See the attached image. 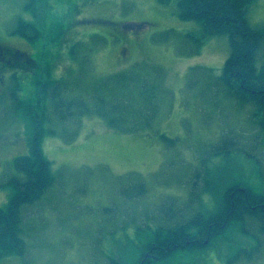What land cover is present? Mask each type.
<instances>
[{"label": "rangeland", "instance_id": "374dc122", "mask_svg": "<svg viewBox=\"0 0 264 264\" xmlns=\"http://www.w3.org/2000/svg\"><path fill=\"white\" fill-rule=\"evenodd\" d=\"M28 1L0 0V41L32 60L30 68L16 69V103L5 88L0 110V136L6 133L0 143V183L13 172L12 159L28 151L19 101L35 99L37 79L76 82L75 88L71 85L65 91L72 90L73 95L76 90L83 92L88 80L146 62L163 69L167 92L151 127L134 133L114 130L98 116L61 122L50 110L45 126L54 132L44 134L42 145L55 181L22 222L27 254L2 257L0 264H106L105 257H116L120 248L137 240L136 220L152 225L151 219H145L149 214L164 218L155 212L161 203L166 207L174 201V215L194 211L201 182L222 191L229 182L243 180L264 190L259 177L260 166L264 167L262 146L253 156L243 150L227 155L208 151L225 132H243L241 141L248 147L262 142V137L252 138L255 127L249 121L248 105L217 85L229 54L226 35L210 36L198 46L203 28L196 21L180 19L175 0H32L30 8L38 10L35 17L25 10ZM247 13L250 25H263L264 0H253ZM17 18L32 21L41 30L35 44L11 33ZM121 22L144 25L125 30L119 27ZM76 41L77 56L72 58L70 48ZM84 49L89 51L88 59ZM255 64L264 65V37ZM190 67L194 68L189 72ZM1 118H15L16 128L12 130L5 121L3 128ZM157 132L176 137L177 142L167 148ZM197 172V191L191 194L189 183ZM136 176L148 191L137 200L125 201L118 192L131 188ZM10 194L9 187L0 185V204ZM199 196L205 209L212 207L207 193ZM124 224L129 225L127 237ZM245 225L248 233L238 227L225 232L227 243L217 242L222 245L217 253L212 251L210 264H228L227 256L238 248H242L239 258L229 263L264 264V232L254 218H247ZM193 258L175 255L154 264L189 263Z\"/></svg>", "mask_w": 264, "mask_h": 264}, {"label": "trees", "instance_id": "16d2710c", "mask_svg": "<svg viewBox=\"0 0 264 264\" xmlns=\"http://www.w3.org/2000/svg\"><path fill=\"white\" fill-rule=\"evenodd\" d=\"M31 1L29 0L24 7L31 16L35 17L38 10L30 8ZM41 1L43 0H39ZM252 1L175 0L177 16L182 20L196 21L203 28L198 46L210 36H227L229 54L217 76V85L238 102L248 105L249 121L255 127L252 138L256 135L258 138L262 137L260 144H252L248 147L241 141L244 137L243 132L237 134L225 132L226 134H222L218 142L209 146L208 151L212 155H227L232 151L243 150L248 156H253L257 147L264 148V65L257 67L255 64L257 49L264 37V24L259 27L250 25L247 12ZM119 27L123 28L122 23ZM11 33L24 37L31 44H35L42 35L34 22L23 18L16 19ZM78 42L76 41L70 48L72 58L77 56L74 51H77L75 45ZM198 50L195 49V53ZM19 51L22 54L20 62L16 64V69L18 67L30 68L32 63L30 56ZM84 53L86 57L89 51L84 49ZM194 67H190L189 72ZM35 83V99L32 102L19 101L28 151L12 159L13 172L0 183L1 186L4 185L11 189L8 201L0 204V259L9 255L27 254L25 253V240L22 236V222L25 217L31 215L29 211L36 209L35 207L31 210V207L43 199L47 188L55 181L51 161L44 154L42 145L44 134L54 132L53 129L45 126L50 110L56 120L61 122H78L81 117L98 116L114 130L134 133L151 127L167 92L164 86L163 69L146 62H139L106 76L88 80L82 86L83 92L76 90L73 95L69 94L73 92L72 90L68 93L69 95L65 91L72 89L71 85L75 88L76 82L71 83L62 78H40ZM157 134L167 148L174 146L177 142L176 137H169L163 132H157ZM259 160L260 157L257 161ZM260 167L259 177L264 181V167ZM198 174V172L195 173L194 179L189 183L191 194L197 191ZM131 182H134L131 188L126 186L118 192L125 201L137 200L148 191L141 177L136 176ZM201 183L195 197L198 206L193 208L194 211L174 215L176 210H173L171 206L174 201L166 207L164 203H161L155 212L160 213L164 218L159 219L158 215L155 217L149 214L145 219H151L152 225L141 223L143 220H136L133 228L137 240H130L126 249L120 248L115 254L116 257H105L106 264H137L144 252H153L155 245H158L154 251L158 259L146 258L143 264H154L157 261L167 260L179 252L184 255L195 253L193 256L200 252V254H205L208 249L217 245V242L225 237L226 231L238 227L241 233H248L245 225L247 218H254L259 230L264 232V190H256L243 180L229 182L222 191H218L214 185L206 181ZM239 187H244V190H239ZM202 192L209 193L212 200L211 208H204L201 196H199ZM107 209L109 211L111 208ZM124 225L122 229L125 230L127 237L129 225ZM192 234L208 238L209 241L207 244L187 245L186 237ZM174 243L179 244L173 246ZM166 246H169V251ZM241 249L238 248L236 254L227 256L228 264H231L228 261L239 258Z\"/></svg>", "mask_w": 264, "mask_h": 264}, {"label": "flooded vegetation", "instance_id": "af4514ba", "mask_svg": "<svg viewBox=\"0 0 264 264\" xmlns=\"http://www.w3.org/2000/svg\"><path fill=\"white\" fill-rule=\"evenodd\" d=\"M22 53H20L19 50L16 49L15 46L13 45H7L5 43H2V41H0V110L4 107H2L4 105V94H5V88L8 87L9 91L12 94V102L16 103V64L20 62V55ZM13 109H16V104L15 107ZM1 113V112H0ZM4 115V112L2 113ZM2 119V123L1 126L4 128V119ZM8 126L10 128L15 129L16 128V119L12 118V119H7ZM2 128V129H3ZM6 137V133L3 132L2 136H0V143L4 142V138ZM11 141V140H9ZM8 141V142H9ZM2 167V161H0V170ZM208 238H203L201 236H198L196 234H192L189 237H186L185 242L187 243V245H191V243H196V244H207L208 243ZM227 243V238L226 236L222 238V244ZM218 244V243H217ZM215 245L214 247H211L210 249H208L206 251V253H197L193 259H188L189 263H193V264H199V261L202 260V264H210L213 259H214V252L216 253L219 251L220 246L222 245ZM178 243H174L173 246H177ZM154 246V245H153ZM158 245H155L153 247V252L150 251H146L143 253L142 258L138 261L137 264H143L146 260V258H150V259H158V255L156 253H154V251L157 249ZM166 248L169 249V246H166ZM195 254V253H194ZM194 254H182V253H177L176 255H179L182 258H186L188 255L193 256ZM175 256V255H174ZM189 263H185V262H176L175 264H189ZM201 264V262H200Z\"/></svg>", "mask_w": 264, "mask_h": 264}, {"label": "bare ground", "instance_id": "6f19581e", "mask_svg": "<svg viewBox=\"0 0 264 264\" xmlns=\"http://www.w3.org/2000/svg\"><path fill=\"white\" fill-rule=\"evenodd\" d=\"M124 193H125V192H124ZM30 200H31V199H30ZM246 200H247V199H246ZM35 202H36V201H35ZM35 202H34V203H35ZM138 202H139V201H138ZM246 203H247V202H246ZM257 210H258V208H257ZM185 220H186V219H185ZM195 222H196V221H195ZM220 224H221V223H220ZM168 225H169V224H168ZM182 241H183V240H182ZM178 244H179V243H178ZM157 247H158V246H157ZM180 251H181V250H180ZM135 264H136V263H135Z\"/></svg>", "mask_w": 264, "mask_h": 264}, {"label": "water", "instance_id": "95a60500", "mask_svg": "<svg viewBox=\"0 0 264 264\" xmlns=\"http://www.w3.org/2000/svg\"><path fill=\"white\" fill-rule=\"evenodd\" d=\"M242 189V188H241ZM243 190V189H242Z\"/></svg>", "mask_w": 264, "mask_h": 264}]
</instances>
